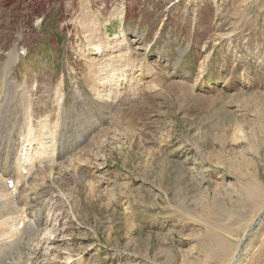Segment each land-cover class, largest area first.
<instances>
[{
  "label": "rangeland",
  "instance_id": "374dc122",
  "mask_svg": "<svg viewBox=\"0 0 264 264\" xmlns=\"http://www.w3.org/2000/svg\"><path fill=\"white\" fill-rule=\"evenodd\" d=\"M88 1L0 0V169L35 166L0 243L43 212L17 264H226L247 229L264 264V0Z\"/></svg>",
  "mask_w": 264,
  "mask_h": 264
},
{
  "label": "bare ground",
  "instance_id": "6f19581e",
  "mask_svg": "<svg viewBox=\"0 0 264 264\" xmlns=\"http://www.w3.org/2000/svg\"><path fill=\"white\" fill-rule=\"evenodd\" d=\"M87 5L86 6H83V12H84V16H85V18H89V12H90V9H89V1L88 0H83ZM88 6V7H87ZM117 14H119L120 15V19L122 20L123 19V17H124V13H123V10L122 11H119ZM92 16V15H91ZM94 18V17H93ZM86 19V20H87ZM96 25V24H95ZM94 28H96V26H94ZM100 42V41H99ZM101 47L102 46H98L97 47V49H98V51L100 52L101 51ZM139 49V48H138ZM208 58V57H207ZM18 60H19V58H18V56H17V52L16 51H12L11 53H10V55H9V59H8V61L6 62V67L8 68V70H9V72H8V74H7V76L8 75H10V72L12 71V69H13V67L17 64V62H18ZM122 72V71H121ZM12 75V74H11ZM168 89V88H167ZM106 102H107V100H105ZM103 102V101H102ZM104 105V104H103ZM107 105V104H106ZM107 108V107H106ZM90 115V114H89ZM96 122V121H95ZM66 123V122H65ZM63 126H64V124H63ZM67 127V126H66ZM64 129V128H63ZM31 145V143L29 144V146ZM20 150V149H19ZM27 151V150H26ZM72 154V150L70 149V150H68V151H66V150H64V148H63V146H61V148L59 149V151H58V159H62V157H63V155H66L65 157H64V160H66V159H68V157H69V155H71ZM25 155H27V154H25ZM21 157V156H20ZM32 157V156H31ZM30 158V157H29ZM29 158H28V160H29ZM72 158V157H71ZM70 158V159H71ZM21 159V161H22V163L24 162V160H22L23 158H19V160ZM70 161V160H69ZM19 163H20V161H18ZM66 163V162H65ZM62 164H64L63 162H62ZM26 166H24V164H23V166H21V167H19V166H17V167H12V166H8L7 164H4V167L2 168V173H0L1 175H0V180L2 181V184L6 187L5 189H7V186L5 185V182H6V180H7V177L9 176V177H11L12 178V176H10V175H6V172H7V169H11L12 170V172L13 173H15V171H18L19 173H20V175H22L23 174V171H26L27 173H28V171H31L35 166H34V162H30V167H29V169H24ZM40 173H42V172H39V173H37V175L38 174H40ZM17 181V180H16ZM15 183V182H14ZM14 187H15V189H14V191H16L17 190V185H16V183H15V185H14ZM23 190L24 191H26L27 189H25V187L23 188ZM23 192V191H22ZM13 194V192H11V195ZM25 197V196H24ZM27 198H22V202H26L25 200H26ZM9 201L8 202H10L11 204H15V205H18V208H20L21 207V205H22V203H21V199L20 200H17L16 198H14V197H11L10 199H8ZM262 207H263V210L262 211H264V203H263V205H262ZM262 209V208H261ZM24 219L26 220L27 218H29L28 217V215H26L25 213H24ZM21 220H23V219H21ZM21 220H20V223H21ZM25 220H23V223H24V226H23V229L22 230H20L19 231V233H17V234H15V235H13V237L14 236H16V238L15 239H12V240H14V243H12V244H10L11 246H14L15 247V250L17 249V251H15V250H13V249H11V250H13V252L15 251L16 252V254L15 255H13V257L12 256H10V257H12L10 260H8L9 261V263L8 264H17L14 260L15 259H24V258H29V256L31 255V251H30V249H28V242H29V240H30V236H28L27 234L29 233V235H34L35 234V240H39V236H40V227L45 223H47L48 222V219H47V217H46V215L43 213V212H41V214L37 217V218H33L32 220L30 219V220H28L27 222L28 223H26V221ZM48 224V223H47ZM0 225H4L3 223H0ZM48 228V227H47ZM250 228H252V226L250 227ZM6 229V228H5ZM12 230H13V227H11V228H9L8 229V231L12 234ZM234 230V229H233ZM1 231V230H0ZM2 231H3V229H2ZM4 232H7V231H4ZM3 232V233H4ZM2 233V232H1ZM220 233V232H219ZM229 233V232H228ZM250 233V229H247L246 231H245V233H244V236L243 237H246L248 234ZM2 235V234H1ZM4 235H5V233H4ZM230 236H232V235H230ZM230 236H229V238H230ZM235 236V235H234ZM243 237L241 238V239H238L237 241H236V243L237 242H239L238 244H237V247H240V245L242 244V241L244 240L243 239ZM11 238V237H10ZM1 239V238H0ZM232 239V238H231ZM237 239V238H236ZM12 240H10V241H8L9 243H11L12 242ZM224 240V239H223ZM222 240V242H221V249H222V253L223 254H226L227 255V253H229L230 252V243H228V242H224ZM227 241V240H226ZM6 242V241H5ZM8 242H6V243H8ZM6 243H0V261L2 260L1 259V257H2V255H3V253L5 252V250H6V248H7V245H6ZM8 248H9V246H8ZM9 250V249H8ZM10 250V251H11ZM9 252V251H8ZM6 253H7V251H6ZM5 253V255H7ZM235 254H234V256H233V258L228 262V263H226V264H236V262L238 261V259H239V256H240V252L238 253V255L236 254V252H234ZM236 256V257H235ZM228 257V256H227ZM4 258V257H3ZM4 260V259H3ZM7 261V262H8ZM3 262V261H2ZM1 262V263H2ZM4 263H6V261H4Z\"/></svg>",
  "mask_w": 264,
  "mask_h": 264
},
{
  "label": "water",
  "instance_id": "95a60500",
  "mask_svg": "<svg viewBox=\"0 0 264 264\" xmlns=\"http://www.w3.org/2000/svg\"><path fill=\"white\" fill-rule=\"evenodd\" d=\"M251 233H252V231H250V233H249V234L244 238V240L242 241V244H241L240 249H239L240 252L242 251V248H244V243H245L247 237L250 236Z\"/></svg>",
  "mask_w": 264,
  "mask_h": 264
},
{
  "label": "crops",
  "instance_id": "0c3cea01",
  "mask_svg": "<svg viewBox=\"0 0 264 264\" xmlns=\"http://www.w3.org/2000/svg\"><path fill=\"white\" fill-rule=\"evenodd\" d=\"M215 238H221L220 243L222 242V234ZM239 262V260L236 262V264Z\"/></svg>",
  "mask_w": 264,
  "mask_h": 264
}]
</instances>
